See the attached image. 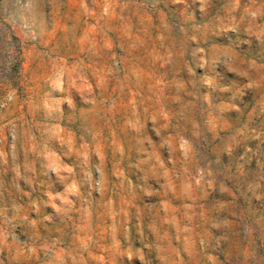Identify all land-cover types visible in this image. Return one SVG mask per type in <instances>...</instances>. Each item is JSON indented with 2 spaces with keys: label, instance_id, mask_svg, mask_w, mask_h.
Returning <instances> with one entry per match:
<instances>
[{
  "label": "rangeland",
  "instance_id": "374dc122",
  "mask_svg": "<svg viewBox=\"0 0 264 264\" xmlns=\"http://www.w3.org/2000/svg\"><path fill=\"white\" fill-rule=\"evenodd\" d=\"M0 264H264V0H0Z\"/></svg>",
  "mask_w": 264,
  "mask_h": 264
}]
</instances>
